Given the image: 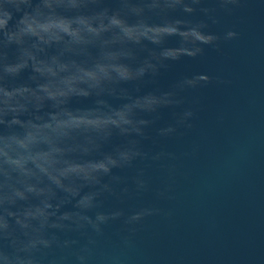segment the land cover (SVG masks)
<instances>
[{
  "label": "water",
  "instance_id": "1",
  "mask_svg": "<svg viewBox=\"0 0 264 264\" xmlns=\"http://www.w3.org/2000/svg\"><path fill=\"white\" fill-rule=\"evenodd\" d=\"M0 264H264V0H0Z\"/></svg>",
  "mask_w": 264,
  "mask_h": 264
}]
</instances>
